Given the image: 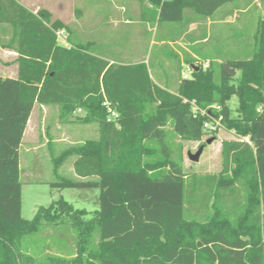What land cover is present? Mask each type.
Masks as SVG:
<instances>
[{
	"label": "trees",
	"instance_id": "trees-1",
	"mask_svg": "<svg viewBox=\"0 0 264 264\" xmlns=\"http://www.w3.org/2000/svg\"><path fill=\"white\" fill-rule=\"evenodd\" d=\"M235 1L169 0L161 8L175 3L176 19L185 10L206 19ZM59 30L69 31L50 13L0 0V48L18 55L17 78L0 77V264H264V18L250 59L222 61L217 80L211 64L192 65L176 93L156 85L145 63L110 64L92 54L90 44L59 45ZM104 101L118 114L114 122L106 121ZM35 104L58 106L62 121L80 109L78 122L97 127V139L52 160L57 174L73 156L76 177L50 183L58 190L97 189V210L75 209L59 198L38 207L31 220L21 217L19 149ZM218 117L221 128L239 138L221 144L218 188L240 184L244 203L234 219L214 203L215 211L196 221L185 215L186 175L172 157L166 128L182 141L200 142L203 125ZM42 226L74 230L75 256L35 261L21 253L22 239Z\"/></svg>",
	"mask_w": 264,
	"mask_h": 264
},
{
	"label": "rangeland",
	"instance_id": "rangeland-1",
	"mask_svg": "<svg viewBox=\"0 0 264 264\" xmlns=\"http://www.w3.org/2000/svg\"><path fill=\"white\" fill-rule=\"evenodd\" d=\"M159 1V0H157ZM33 9L46 11L54 18L68 26L66 31L69 44H90V51L106 59L123 64L144 62L149 69L153 80L165 85L172 92H177L179 82L183 77L189 78L190 64L201 66L190 56L188 38L183 37L191 17L201 18L189 10L182 12L180 22L176 20L177 12L162 9L164 1L159 5L147 0H23ZM247 8L245 13H237V18L230 24L222 26L220 32L212 29L210 43H199L191 47L197 52L208 54V63L215 71L217 80L218 64L224 60H247L254 53L253 36L257 22L264 18V0H240L229 4L226 9L234 7ZM37 11V12H38ZM204 19V18H202ZM231 20V19H230ZM217 30V29H216ZM239 42V43H238ZM229 50L232 57H222V51ZM237 51V53H236ZM221 57L222 61L219 58ZM219 59V60H218ZM219 62V63H218ZM229 108L237 107V98L233 96L228 102ZM79 113L78 115H82ZM64 121L57 118L56 112L49 111L40 117L33 112L30 123L24 132L19 149V170L21 182V217L31 220L35 210L48 206L52 201L64 199L75 209H85L93 212L98 209L97 189H63L58 190L50 186L58 176L74 179L68 172L69 164L74 157L67 158L62 166L54 172L53 158L60 156L68 144H47L46 140H60L65 133ZM167 141L173 151V159L181 162L186 175L184 181L185 215L187 218L202 221L205 216L215 209L207 205H220L219 193L229 191L228 207L221 208L224 216L234 219L244 203V188L239 184L231 189H219L217 169V154L214 153L220 141V133L228 135V130L221 128L215 135V140L209 144L210 131L205 129L200 142H185L180 140L171 130ZM91 136L87 131L85 136ZM94 135V134H93ZM224 136V137H225ZM229 137V136H227ZM93 139L94 137H87ZM203 144V153L198 162H190L188 153H195L199 145ZM72 168V167H71ZM262 228L264 230V206L261 210ZM96 236L93 244L96 242ZM21 253L29 255L35 261H42L47 257L71 259L76 254V234L69 227L42 226L38 232L26 236L20 245Z\"/></svg>",
	"mask_w": 264,
	"mask_h": 264
},
{
	"label": "crops",
	"instance_id": "crops-1",
	"mask_svg": "<svg viewBox=\"0 0 264 264\" xmlns=\"http://www.w3.org/2000/svg\"><path fill=\"white\" fill-rule=\"evenodd\" d=\"M15 1H17L21 6H23L24 8H26L27 10H29L33 14H36L38 11V9L37 10L33 9L28 4L24 3L23 0H15ZM256 1L257 0H251V3H254ZM235 2H240V0H237ZM235 2H233L232 4H235ZM227 5H229V4H227ZM227 5L219 8L214 13V15L210 18H206V19L199 18L198 19V18L191 17L189 20L188 28L186 30H183V34L180 36L181 39L183 37L188 38V46L190 48V52H189L190 56L193 58L194 61H197L204 68H206L208 66L207 65V63L209 61L208 60V58H209L208 54L205 52H201V51L200 52L194 51L191 49V47L196 46L199 43H202V44L210 43L211 32H212L213 28H215V31H214L215 33L220 32L219 29L222 28V26H226L227 24H230L231 21H233L235 18H237V13H245L247 8H248V7H246L243 9V8L237 6V7H234L233 9H226ZM53 19H57V18L54 17ZM176 20L178 22L181 21L178 19H176ZM253 41H254V36H253ZM67 47H69V43H68ZM228 51L229 50L222 51L221 54H218V55H221L222 57L234 56V55L228 54L229 53ZM91 53L100 57V58L105 59L110 64H112V63L123 64V63L115 62L112 59H106V58H104V57H102L99 54H96L94 52H91ZM236 53H237V51H236ZM17 58H18V55L15 51H12V50L7 49V48H0V77L12 78V79L17 78V74H18ZM216 58H219L220 61H222L221 57H216ZM138 63H144V62L141 61ZM138 63H134V64H138ZM191 67H192V64H190L189 68H191ZM148 72H149V69H148ZM149 74H150V72H149ZM150 77L153 80L151 74H150ZM183 79H186V78L183 77ZM153 82L156 85H158L159 87L164 88L171 93H175V92H172L171 90H169L165 85L163 86V85L155 82L154 80H153ZM49 111L56 112L58 120L62 121L59 118V107L58 106H56V105L42 106V105L35 104L33 106L32 112H31L30 117L28 119L27 125L31 121L33 112H35L40 117L41 115H43V116L47 115V112H49ZM78 114L79 113H77V111H76L67 120L64 121L65 133L62 134V137H64V138H62L60 140H56V141H51V142H49V140H46V143L49 145V144H53V142L54 143L56 142V143H64L66 145L68 144V146H74V145H77L79 143L84 142L85 140H88L87 137H94L93 139H97L98 138L97 127L95 125L83 124V123L78 122V119L83 117V114L82 115H78ZM27 125H26V129H27ZM26 129H25V131H26ZM219 130H218V132H219ZM87 131H92V135L91 136H88V135L85 136V133ZM219 133L221 136L220 141H219L217 147H215V149H213L214 153H216L218 156L216 159L217 166H218V167H216V168H218L217 172H216L217 174H219L221 171V164H222L221 144H222V142L223 141H237V140H239V138L231 131H228L227 136H229V137L225 136L224 134H221V132H219ZM23 137H24V135H23ZM240 140L245 141L244 139H240ZM246 143H248V142H246ZM21 144H22V142H21ZM211 145H213V144H211ZM211 145H209V147H211ZM69 165L70 166H69L68 172L72 174L73 178H75L76 176L74 175L73 169L71 168L72 166H71V164H69ZM60 166H62V164ZM236 186H238V185H236ZM229 193L230 192L227 190H221L220 191V193H219L220 202L219 203H220V205H224L223 207H220V209L224 208V207H228L227 202L229 199ZM209 201H210V203L207 206L212 207L214 203H212L211 200H209Z\"/></svg>",
	"mask_w": 264,
	"mask_h": 264
},
{
	"label": "built area",
	"instance_id": "built-area-1",
	"mask_svg": "<svg viewBox=\"0 0 264 264\" xmlns=\"http://www.w3.org/2000/svg\"><path fill=\"white\" fill-rule=\"evenodd\" d=\"M166 2V1H169V0H162V2ZM56 39H57V43L61 46H68V42H67V34L64 30H59L57 31L56 33ZM189 72H191V68H189ZM105 108H106V111H107V117H106V121L108 123L110 122H114L115 119L118 117V114L112 110L108 104V102L104 101V103L102 104ZM259 112V110H257ZM77 113H81V110L78 109L77 110ZM221 120L222 118L221 117H218L217 119H215L214 123L211 124V123H205L203 125V129H207L209 130L210 132H213V131H216V130H219L221 129ZM246 142L249 143L248 139L247 138H243Z\"/></svg>",
	"mask_w": 264,
	"mask_h": 264
},
{
	"label": "water",
	"instance_id": "water-1",
	"mask_svg": "<svg viewBox=\"0 0 264 264\" xmlns=\"http://www.w3.org/2000/svg\"><path fill=\"white\" fill-rule=\"evenodd\" d=\"M214 141V138H210L206 141V144H211L212 142ZM203 149H204V145L199 147L198 150L195 152V153H188V160L190 162H198L199 161V158L203 152Z\"/></svg>",
	"mask_w": 264,
	"mask_h": 264
}]
</instances>
